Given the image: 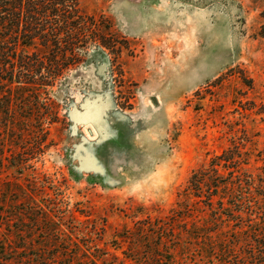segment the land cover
<instances>
[{
  "label": "rangeland",
  "instance_id": "rangeland-1",
  "mask_svg": "<svg viewBox=\"0 0 264 264\" xmlns=\"http://www.w3.org/2000/svg\"><path fill=\"white\" fill-rule=\"evenodd\" d=\"M80 7L113 49L92 45L49 95L0 84V264H264L263 225L241 249L227 235L223 263L185 244L158 250L143 231L245 134L244 169L263 174L264 0Z\"/></svg>",
  "mask_w": 264,
  "mask_h": 264
},
{
  "label": "trees",
  "instance_id": "trees-1",
  "mask_svg": "<svg viewBox=\"0 0 264 264\" xmlns=\"http://www.w3.org/2000/svg\"><path fill=\"white\" fill-rule=\"evenodd\" d=\"M92 22L82 11L80 0H0V84L39 85L49 95L47 88L64 70L80 64L82 54L92 45L113 49L104 31L91 37ZM47 52L48 57L43 56ZM239 73L242 84L253 89L254 81ZM45 109L50 113V107ZM49 113L43 116L49 117ZM262 114L264 106L257 111ZM245 142H249L246 134L221 155L213 156L207 166L195 170L170 215L143 229L152 244L154 237L159 241L154 243L158 250L185 244L187 250L208 261L220 254L218 261L223 263L229 253L222 252L229 241L227 235L235 231L241 237L235 245L241 243V249L243 236L252 225L264 226V169L262 175L244 169L254 153L244 150ZM257 156L263 157L264 150ZM256 238L264 239V232H258Z\"/></svg>",
  "mask_w": 264,
  "mask_h": 264
}]
</instances>
